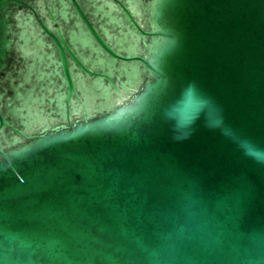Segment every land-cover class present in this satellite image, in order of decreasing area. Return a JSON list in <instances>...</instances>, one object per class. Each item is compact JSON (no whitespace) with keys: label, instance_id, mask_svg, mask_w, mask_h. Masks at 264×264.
Segmentation results:
<instances>
[{"label":"water","instance_id":"1","mask_svg":"<svg viewBox=\"0 0 264 264\" xmlns=\"http://www.w3.org/2000/svg\"><path fill=\"white\" fill-rule=\"evenodd\" d=\"M264 0H0V264H264Z\"/></svg>","mask_w":264,"mask_h":264},{"label":"clouds","instance_id":"2","mask_svg":"<svg viewBox=\"0 0 264 264\" xmlns=\"http://www.w3.org/2000/svg\"><path fill=\"white\" fill-rule=\"evenodd\" d=\"M253 152L256 153V154H252V153H246V154L253 156L259 162H264V153H261L259 151H253Z\"/></svg>","mask_w":264,"mask_h":264},{"label":"snow or ice","instance_id":"3","mask_svg":"<svg viewBox=\"0 0 264 264\" xmlns=\"http://www.w3.org/2000/svg\"><path fill=\"white\" fill-rule=\"evenodd\" d=\"M243 147L245 148V150L248 153L256 154V153L253 152L252 148L249 145H243Z\"/></svg>","mask_w":264,"mask_h":264}]
</instances>
